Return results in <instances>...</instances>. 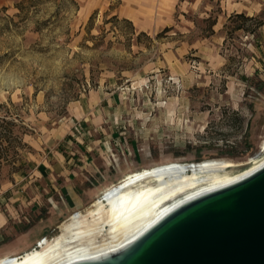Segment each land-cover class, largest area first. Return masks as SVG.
Wrapping results in <instances>:
<instances>
[{
	"label": "rangeland",
	"instance_id": "rangeland-1",
	"mask_svg": "<svg viewBox=\"0 0 264 264\" xmlns=\"http://www.w3.org/2000/svg\"><path fill=\"white\" fill-rule=\"evenodd\" d=\"M102 126L82 212L130 172L214 158L237 172L264 155V0H0V187L66 130ZM41 204L17 221L39 224L33 240L2 232L0 258L52 239L79 211L44 223Z\"/></svg>",
	"mask_w": 264,
	"mask_h": 264
},
{
	"label": "bare ground",
	"instance_id": "bare-ground-1",
	"mask_svg": "<svg viewBox=\"0 0 264 264\" xmlns=\"http://www.w3.org/2000/svg\"><path fill=\"white\" fill-rule=\"evenodd\" d=\"M260 155L237 172L231 170V161L215 158L172 161L130 172L105 188L86 212L79 210L64 221L58 235L40 239L36 247L22 254L2 257L0 264H72L109 256L180 204L235 183L262 167L264 155Z\"/></svg>",
	"mask_w": 264,
	"mask_h": 264
},
{
	"label": "water",
	"instance_id": "water-1",
	"mask_svg": "<svg viewBox=\"0 0 264 264\" xmlns=\"http://www.w3.org/2000/svg\"><path fill=\"white\" fill-rule=\"evenodd\" d=\"M72 264H264V165L180 204L120 251Z\"/></svg>",
	"mask_w": 264,
	"mask_h": 264
},
{
	"label": "crops",
	"instance_id": "crops-1",
	"mask_svg": "<svg viewBox=\"0 0 264 264\" xmlns=\"http://www.w3.org/2000/svg\"><path fill=\"white\" fill-rule=\"evenodd\" d=\"M249 10L251 9H232V12L249 15ZM254 13L256 12L253 10L250 15ZM97 97L98 100L105 99V96L100 98V91ZM82 112L84 113L83 108ZM94 130L81 137L66 130L64 136L71 135L72 138L62 141L56 137L57 140L49 146V150L45 149L39 154V159L35 158L29 171L12 174L13 180L10 179L0 187V234L5 233V237L19 235L16 233L19 228L20 233L32 241L37 234L34 229L39 224L33 228L17 224V221L22 222L20 214H40L43 209L41 203H48L51 215L45 221L39 217L41 222L46 223L63 216L69 210H82L91 203L97 191L92 179L94 174L100 172L96 161L102 155L103 140L109 136L103 126ZM114 132L115 129L113 134L116 136ZM26 230L29 232L24 233Z\"/></svg>",
	"mask_w": 264,
	"mask_h": 264
},
{
	"label": "trees",
	"instance_id": "trees-1",
	"mask_svg": "<svg viewBox=\"0 0 264 264\" xmlns=\"http://www.w3.org/2000/svg\"><path fill=\"white\" fill-rule=\"evenodd\" d=\"M240 16H241V17H243V18L245 17V15H244V14H243V15H242V14H240Z\"/></svg>",
	"mask_w": 264,
	"mask_h": 264
}]
</instances>
